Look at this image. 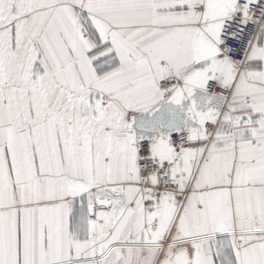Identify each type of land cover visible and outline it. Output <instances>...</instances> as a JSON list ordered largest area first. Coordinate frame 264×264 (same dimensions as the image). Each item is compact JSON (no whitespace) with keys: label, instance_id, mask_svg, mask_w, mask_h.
<instances>
[{"label":"snow or ice","instance_id":"obj_1","mask_svg":"<svg viewBox=\"0 0 264 264\" xmlns=\"http://www.w3.org/2000/svg\"><path fill=\"white\" fill-rule=\"evenodd\" d=\"M0 264H264V0H0Z\"/></svg>","mask_w":264,"mask_h":264}]
</instances>
